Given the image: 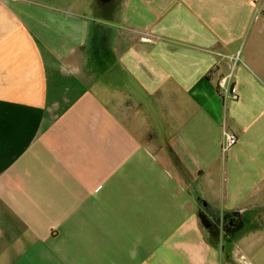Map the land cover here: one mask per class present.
Returning a JSON list of instances; mask_svg holds the SVG:
<instances>
[{"label":"crops","instance_id":"obj_1","mask_svg":"<svg viewBox=\"0 0 264 264\" xmlns=\"http://www.w3.org/2000/svg\"><path fill=\"white\" fill-rule=\"evenodd\" d=\"M0 209V264H264V0H0Z\"/></svg>","mask_w":264,"mask_h":264},{"label":"built area","instance_id":"obj_2","mask_svg":"<svg viewBox=\"0 0 264 264\" xmlns=\"http://www.w3.org/2000/svg\"><path fill=\"white\" fill-rule=\"evenodd\" d=\"M218 90L225 99H235L236 96L232 90V75L223 77L218 82ZM238 143L235 135L228 131L223 132V152L226 153Z\"/></svg>","mask_w":264,"mask_h":264},{"label":"flooded vegetation","instance_id":"obj_3","mask_svg":"<svg viewBox=\"0 0 264 264\" xmlns=\"http://www.w3.org/2000/svg\"><path fill=\"white\" fill-rule=\"evenodd\" d=\"M201 205L203 206L204 204ZM200 213L203 221L206 222L211 228H219L222 224H224L223 216H221L220 220V213L214 212L209 207H207L205 211L200 207Z\"/></svg>","mask_w":264,"mask_h":264},{"label":"water","instance_id":"obj_4","mask_svg":"<svg viewBox=\"0 0 264 264\" xmlns=\"http://www.w3.org/2000/svg\"><path fill=\"white\" fill-rule=\"evenodd\" d=\"M207 207H209L208 204H204L203 206L201 205V208H202L204 211L206 210ZM221 216H222V215L220 214V217H219L220 220H221ZM199 218L201 219L203 225H205V227L207 228V223L203 221V219H202V217H201V214H200ZM5 223H6V222H4V220L1 218V220H0V226H5ZM220 223H221V222H220Z\"/></svg>","mask_w":264,"mask_h":264},{"label":"rangeland","instance_id":"obj_5","mask_svg":"<svg viewBox=\"0 0 264 264\" xmlns=\"http://www.w3.org/2000/svg\"><path fill=\"white\" fill-rule=\"evenodd\" d=\"M137 113H139V110H137ZM133 123H134V121H133ZM150 127H148V128H150ZM171 128H172V126H171ZM226 226H227V231L228 232H231V233H234L235 232V229L237 228V227L234 226V229L230 230L229 225L226 224Z\"/></svg>","mask_w":264,"mask_h":264},{"label":"trees","instance_id":"obj_6","mask_svg":"<svg viewBox=\"0 0 264 264\" xmlns=\"http://www.w3.org/2000/svg\"><path fill=\"white\" fill-rule=\"evenodd\" d=\"M188 176H189V175H187L186 178H188ZM187 182H188V180H187ZM189 183H191V182H189ZM196 192H198V191H196ZM3 216H4V213H3L2 210L0 209V219H1Z\"/></svg>","mask_w":264,"mask_h":264}]
</instances>
